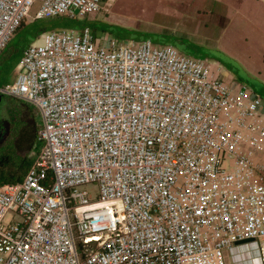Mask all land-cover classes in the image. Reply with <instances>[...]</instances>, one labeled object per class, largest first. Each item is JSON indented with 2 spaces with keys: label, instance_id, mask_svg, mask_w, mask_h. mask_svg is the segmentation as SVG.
I'll list each match as a JSON object with an SVG mask.
<instances>
[{
  "label": "built area",
  "instance_id": "obj_1",
  "mask_svg": "<svg viewBox=\"0 0 264 264\" xmlns=\"http://www.w3.org/2000/svg\"><path fill=\"white\" fill-rule=\"evenodd\" d=\"M108 1L0 0V59L26 22ZM221 73L150 40L41 32L0 87L41 118L25 176L0 183V264H264V100Z\"/></svg>",
  "mask_w": 264,
  "mask_h": 264
},
{
  "label": "crops",
  "instance_id": "obj_2",
  "mask_svg": "<svg viewBox=\"0 0 264 264\" xmlns=\"http://www.w3.org/2000/svg\"><path fill=\"white\" fill-rule=\"evenodd\" d=\"M140 1L151 9L148 23L135 26L141 35L135 41L170 45L214 62L223 78L246 85L264 100V0Z\"/></svg>",
  "mask_w": 264,
  "mask_h": 264
},
{
  "label": "rangeland",
  "instance_id": "obj_3",
  "mask_svg": "<svg viewBox=\"0 0 264 264\" xmlns=\"http://www.w3.org/2000/svg\"><path fill=\"white\" fill-rule=\"evenodd\" d=\"M150 9V5L140 0H109L107 12L98 13L81 21L59 17L26 22L11 40L0 59V87L15 81L16 69L21 60L23 50L36 39L40 31L87 26L91 27L99 35H113L121 40L139 39L141 35L135 34L138 33L134 32L135 26L148 23ZM3 98L7 100L6 111L9 116L8 119L19 125V128H16V130L18 129L15 134L16 140L10 141V152L15 154L17 159L28 158L33 161L38 154L40 145L36 143V133L33 137V143L31 142L29 138L30 129L27 126L34 127L37 132L41 124V118L25 102L14 98ZM21 127H23L22 135L24 134V137L22 143H17ZM10 152L8 151V154ZM12 172L14 173V178L19 177L20 172L17 168L13 169ZM5 174L7 175V172Z\"/></svg>",
  "mask_w": 264,
  "mask_h": 264
},
{
  "label": "trees",
  "instance_id": "obj_4",
  "mask_svg": "<svg viewBox=\"0 0 264 264\" xmlns=\"http://www.w3.org/2000/svg\"><path fill=\"white\" fill-rule=\"evenodd\" d=\"M23 26L24 24L22 25V27ZM10 150L11 147H8L0 153V183L17 182L22 180L33 162L28 158L17 159L15 154L11 153ZM8 151L10 152L9 154ZM15 168H17L20 172L18 178H14V173L12 172ZM5 172H7V175L5 174Z\"/></svg>",
  "mask_w": 264,
  "mask_h": 264
},
{
  "label": "flooded vegetation",
  "instance_id": "obj_5",
  "mask_svg": "<svg viewBox=\"0 0 264 264\" xmlns=\"http://www.w3.org/2000/svg\"><path fill=\"white\" fill-rule=\"evenodd\" d=\"M6 104H7V100L1 97V100H0V153L3 152L6 148L10 147L9 146L10 141L16 140L15 134L18 130V129L16 130V128H19V125H17L14 121H10L8 119L9 116L6 111ZM27 127L30 129L29 138L32 142L33 137L35 136V133H36V129L34 127H29V125ZM22 129L23 127L20 128V134H19L20 137L18 138L17 143H22L23 141L24 134L22 135V132H23Z\"/></svg>",
  "mask_w": 264,
  "mask_h": 264
},
{
  "label": "water",
  "instance_id": "obj_6",
  "mask_svg": "<svg viewBox=\"0 0 264 264\" xmlns=\"http://www.w3.org/2000/svg\"><path fill=\"white\" fill-rule=\"evenodd\" d=\"M41 33V32H40ZM132 40H135V39H132ZM0 100H1V96H0ZM32 143H33V140H32ZM241 243V242H240Z\"/></svg>",
  "mask_w": 264,
  "mask_h": 264
}]
</instances>
